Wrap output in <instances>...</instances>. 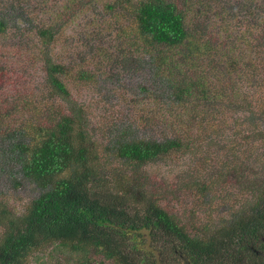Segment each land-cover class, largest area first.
Returning <instances> with one entry per match:
<instances>
[{
	"label": "trees",
	"instance_id": "1",
	"mask_svg": "<svg viewBox=\"0 0 264 264\" xmlns=\"http://www.w3.org/2000/svg\"><path fill=\"white\" fill-rule=\"evenodd\" d=\"M220 6L213 0H62L60 6L44 0V24L25 5L15 17L0 8V36L32 29L36 41L28 55L43 62L40 90L8 96L0 107V198L25 184L38 190L20 214L0 200V264H26L48 244L70 264H95L94 255L112 264H264V180L218 225L183 223L135 182L144 164L200 152L221 125L233 129L232 143L254 140L264 150V0ZM121 18L128 24L118 49L137 58L143 74L136 83L106 72L113 56L92 60L97 66L49 56L67 22L85 29ZM89 87L105 98L128 89L153 106L125 119L129 110L120 108L121 117H101L91 129L90 104L79 92ZM110 156L133 173L111 182L102 163ZM208 186L200 189L206 193Z\"/></svg>",
	"mask_w": 264,
	"mask_h": 264
},
{
	"label": "rangeland",
	"instance_id": "2",
	"mask_svg": "<svg viewBox=\"0 0 264 264\" xmlns=\"http://www.w3.org/2000/svg\"><path fill=\"white\" fill-rule=\"evenodd\" d=\"M42 1L44 0H0V8L8 10V14H14L15 17L18 13H23L24 10L21 7L25 5L27 12L31 13L35 19H40L37 23L43 22L42 24H44L48 20L39 9ZM213 1L216 7H221V2H223V0ZM227 1L233 6L237 5L240 0ZM46 2L55 6L62 4V0H46ZM258 4H261V0H258ZM41 7L44 9L43 4ZM59 10L62 11V8ZM120 21V23L114 22L113 26L110 23H107L106 26L94 23L85 29L81 26V22L78 28L75 24L67 22L62 36H59L58 43L48 48L49 56L57 61L76 60L77 63L81 59H86L94 66L99 63L95 64L92 60L97 62L113 56L112 70L107 66L106 72L113 73L122 81L125 79L127 85L129 82L130 84L136 83V76L143 73L138 71L140 68L135 56H124V53L118 49L123 38L124 24H128L125 18L123 20L121 18ZM230 21L233 23L232 20ZM76 22L79 21L76 20ZM108 22L111 21L108 19ZM63 23L65 22L61 21L60 25ZM102 29L104 31L94 37V34ZM88 30L92 31L87 32ZM84 32L87 33L84 35ZM8 33L4 37L0 36V57L4 59L0 62V107L3 106L2 103L8 96L25 91L28 94L39 91L41 84L38 83L43 77L41 69L43 62L38 60L34 63L27 51L28 44L36 41V35L32 34V29L25 35H17L18 31L12 35ZM94 40L96 42L91 44V47H94L91 51L89 50L91 47L88 49L86 45ZM261 42L264 43V40ZM100 46L107 49L103 51L97 48ZM104 75L105 73L103 78H105ZM102 82L107 81L103 80ZM92 89L89 87L88 90L86 88L79 90L85 96L84 100L90 104L91 129H94V125H97L96 122L101 117L108 116L110 119L116 116L121 117L124 109L120 112V108L129 110L122 116L125 119L130 114L135 117L138 115V111L146 110L145 105H149L148 109L153 106L146 100V96H134L128 92V89L123 92L116 90L115 95L111 98H105L103 93ZM8 103L11 104V102ZM232 131L233 129L230 127L221 125L219 136L215 139L218 140L219 146L212 145L215 140L212 142L207 138L208 141L204 143L206 146H198L200 152L193 153V150H189L142 165L136 174V184L148 191L150 195L158 198L159 203L169 212L178 216L183 223L190 224L193 221L208 222L210 220L218 225L223 216L232 214V211L229 210L230 207L242 206L241 204L244 202L242 199L251 197L253 190L261 187L264 180L263 146L261 143L256 144L254 140H248L247 146L239 143L234 144L228 139ZM102 163L105 166L104 176L110 178L113 183L124 173H133L126 166H120L118 160L112 159L111 156L109 162L102 161ZM207 182H209V191L204 193L205 191H202L200 187L205 186ZM37 191L32 185L25 184L24 189L19 188L17 192H6L3 199L0 198V200L13 212L20 214L27 207L30 199L36 196ZM93 258L95 264H112L111 261L105 260L101 256L94 255ZM26 264H70V262L68 256L60 249L48 244L33 252Z\"/></svg>",
	"mask_w": 264,
	"mask_h": 264
}]
</instances>
